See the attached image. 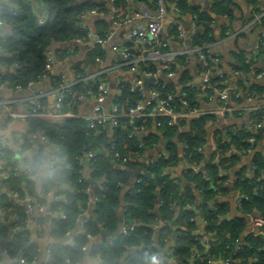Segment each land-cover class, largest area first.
I'll list each match as a JSON object with an SVG mask.
<instances>
[{
    "label": "trees",
    "instance_id": "trees-1",
    "mask_svg": "<svg viewBox=\"0 0 264 264\" xmlns=\"http://www.w3.org/2000/svg\"><path fill=\"white\" fill-rule=\"evenodd\" d=\"M126 1L111 0V4L124 8ZM102 2L103 0H43L47 18L43 23H39L32 11L30 0H0V18L10 27L9 32L0 37V45L5 49V55H0V66L16 65L14 72H6L4 75L23 87L28 81H38L44 75L55 79L54 84H57L59 79L53 77L45 67V52L51 42L65 43L78 37L87 41V28L81 27L80 24L81 14L90 8L104 10ZM176 6L182 16L194 15L193 21L198 30L192 35L190 43L193 47L208 45L214 40L208 10H201L187 0H178ZM166 7L168 9L169 5ZM210 9L227 11L224 2L219 0H213ZM260 21L264 24V14ZM166 31L167 36L178 41L177 25H169ZM95 48L96 46L91 48L87 60L90 61L97 53ZM167 48L169 49L168 45ZM71 49L75 47H56L54 51L60 56L69 54ZM184 61V55H179L171 61V65L178 72ZM82 65V61H75L72 65L75 73L81 77L85 74ZM149 70L166 74L162 63H159L158 67L149 66ZM187 75V71H183L179 76V82L182 84L180 92L185 91V98L190 107H198L201 88L199 85L192 87L184 83ZM84 83V80L79 79L67 87L64 105L58 112L68 111L73 114L77 112L79 96L85 92ZM88 84L89 92L95 93L96 86ZM153 86L160 91V96H165L168 92L172 93L176 102L175 108L178 110L182 108L179 102L180 92L176 94L171 81L166 82L159 78ZM213 87L222 86L218 84L217 79L209 77L205 89L211 91ZM239 87L247 96L260 98L264 95V86L247 88L245 84L239 83ZM140 97V93L132 90L127 82L121 85L117 103L127 108ZM211 117V115H198L179 121L184 125V129L179 132V139L184 145L182 147L184 159L189 164L183 171L185 185L168 173L160 174L162 168L175 164L177 158L175 148L169 156H161L148 164L132 161V158L139 156L144 146L149 145L150 142L144 136H139L137 131L133 132V125L129 124L127 119H120L118 125L112 126L109 133L102 125L92 127L81 117H68L62 125L36 116L28 117V131L21 135L13 133L14 139L23 137L28 145L27 134H42L49 142L59 145L62 156L45 180V185L64 196L53 202V210L58 211L59 214L63 213L64 217L59 215L50 228L51 234L56 237L64 236L66 231L77 224L80 212L87 207L89 181L83 172L86 166L90 169V177L98 181L94 194L98 199L93 205L91 217L81 224L79 232L74 233L72 243H69L70 241L54 243L50 264H63L65 257H69L71 261L81 259L84 254L81 246L86 245L87 234L97 233L100 226H103L107 233H111L116 228L121 189L129 181V174L121 167L119 159L113 155L115 150L120 155L129 157L127 166L134 168V165H138L141 169L138 175L145 183L140 185V191L135 196L131 193L133 185L125 196L128 204L123 211V222L133 223L127 234L118 235L110 240L103 238L100 245L90 246L89 254L98 255L102 264H123L121 258L124 264H147L157 254V246L164 245V238L172 242L173 264H209L208 257L214 259L213 264H222L220 261L224 259L229 260L227 264H264V155L258 152L253 155L251 160L256 167L250 177L238 174L235 179V187L239 192L247 195V198L240 200L238 206L240 214L221 221L225 217L227 203L221 201L210 206L209 201L223 192L225 176L222 171L232 164L233 157H224L215 161L212 155L205 163L206 176L192 168V165L198 166L203 160L201 147L205 137L204 128ZM166 120L165 117L138 118L135 125L157 124V128L170 136L178 128L176 125H168ZM261 121L262 110H257L253 113V122ZM252 135L255 136L254 131L237 129L229 133L226 141L220 143V148L225 152L232 146L237 153H247L246 149L249 147L247 140ZM111 142L113 146L110 145ZM89 148L102 151L96 152L92 157H86ZM1 152L0 158L7 162L10 171L0 182V211L5 214L10 212V215L16 214L17 219L13 225H21V229L14 233L8 242L7 252L14 255L21 251L27 259H30L36 254V245L31 242L29 212L26 211L25 206L6 199L5 190L19 195H23L25 189L33 192V181L37 176L33 171V163L40 164V149L29 157L30 167L22 172H16L13 168L14 164L9 160L11 149L8 145ZM195 191L201 199L197 210L194 208ZM157 199L160 205L156 213L153 209ZM185 204L187 206L181 208ZM249 213H253V224L260 232L257 234L248 232L242 239L240 248L237 249L233 239L240 236L245 228V215ZM33 215L32 219L38 224L40 213L36 211ZM199 217L204 218L206 222L203 230L198 232L193 218L197 220ZM159 220H162L163 224L155 231L153 225ZM2 230L0 224V232ZM204 235L209 236L208 248L200 239ZM193 254L196 259L190 261Z\"/></svg>",
    "mask_w": 264,
    "mask_h": 264
},
{
    "label": "crops",
    "instance_id": "crops-1",
    "mask_svg": "<svg viewBox=\"0 0 264 264\" xmlns=\"http://www.w3.org/2000/svg\"><path fill=\"white\" fill-rule=\"evenodd\" d=\"M224 2L227 11H213L210 9L213 0H189L191 5H194L201 10H208L211 17V28L213 31V41L208 45L210 46V53L216 58L207 67L206 70H202V59L199 54L194 53L192 45L187 40L184 41L178 37V41L167 36V27L175 24L177 21L180 25L183 35H193L197 30V26L193 21L191 15H184L178 17L174 11L170 8L161 18V37L165 39L171 51L185 52L182 66L175 74V81L173 87L176 92L181 89V82H179V76L183 71H187V79L184 83H195L196 85H202L201 78L204 75H208L217 79L218 84L221 86L233 88L237 87L240 80H245L243 84L247 88H253L255 86H264V41L259 42L263 36L264 24L261 23L260 18L264 14V0H219ZM33 13L36 15L39 22H44L47 18V12L43 0H30ZM104 12L99 14L88 15L81 19V22L93 33L97 35H104L110 33V38L105 43L96 44L97 53L89 58L91 53V44L88 49L84 48V45L91 42L83 41L76 42L75 44L68 42V44L55 45L56 42H51L49 49L53 50L56 47H70L74 46L75 49H71L69 54L55 56L51 66V74L53 77L59 79L57 84H54L55 79L45 76L35 81L33 85L24 87L18 90H8L0 88V134L3 135L8 146L11 149L9 160L14 164L16 172H22L29 167V157L35 154L39 149L41 153V162L43 165L47 163L45 168V178L37 176L33 181V192L25 189L23 195L16 194L13 196L17 205H27L31 200L35 204L36 211L40 213L41 218L38 224L35 221L29 220L28 226L30 230L31 242L36 245V252L40 257H45L47 249L54 245V243L73 242V238H67V240H61L66 236L56 237L50 232V228L53 223L59 218V212L53 210V202L55 201V189L45 185V180L50 174V169L56 167L57 161H52L51 153L52 147L46 141L39 138V135L29 133L27 141L23 137H16L14 139L13 133L18 135L24 134L28 131V117L36 116L40 117L48 122L62 125L68 117H86L89 116L97 104V99L93 95L82 96L77 106V112L75 114L71 112H63L59 114H53L54 104L52 96L46 95L42 97L41 109L35 115H27L25 110L33 104V96L36 92L41 91L44 93L52 91L54 88L60 85H70L77 81V75L72 68L75 61H82L85 74L84 77L89 79L94 75H104L105 85L108 89L105 97L99 102L104 112H108L119 94L121 85L129 83L136 85V80L139 78L138 72H143V66L140 65L149 61L152 66L158 67V61L151 59L149 53L144 52V46L141 42H138L136 37L132 35V31L135 29H141L146 31L147 23L154 17L155 3L154 0H127L124 6V12L133 16L131 21L117 24L111 17L112 4L107 0H103ZM9 32V31H8ZM6 32V34L8 33ZM4 34V35H6ZM4 35L0 34V37ZM125 44L131 49L136 63L137 70L133 71L125 65L121 64L122 58L117 51L113 50L112 45ZM3 55V54H1ZM13 66V65H12ZM8 66V67H12ZM16 69V68H15ZM15 69L11 72H14ZM159 72H153L157 75ZM143 83V81H142ZM144 86V85H142ZM264 101V97L260 100L257 98H249L244 92L240 93L238 102L245 106V110L241 113H226L219 114L213 113L211 119L207 120L205 124V137L202 143L201 151L203 154V160L199 164V171L206 176L205 163L213 155V159L218 161L224 157L232 156V164L224 168L222 174L225 176L223 183L224 190L222 193L209 201V205L212 206L217 202L225 201L228 205L225 213V218H229L235 215H239L240 212L236 207V197L239 190L235 187V179L238 174L245 177H250L253 174V170L250 168L253 155L258 152L264 155V115L259 126L253 127L251 110L249 109L253 104ZM217 107V102L213 100H207L202 98L200 100V108L205 111H212ZM14 111L17 113L16 121L10 125L7 113ZM70 113V114H66ZM188 120V119H187ZM103 128L111 132V126ZM252 130L255 131V142L253 148L247 153H237L231 146L225 152L221 150L220 143L227 140L229 133L237 130ZM139 136H144L149 145H145L142 153L132 158V161L136 163L148 164L155 161L159 157H167L171 153L172 149L176 150V161L169 170L175 180L183 179V171L185 168L184 156H183V143L179 139V129L170 136L157 128L156 125L150 124L138 131ZM134 163V164H136ZM203 164V168L202 165ZM127 166V165H126ZM129 168V181L123 186L121 190V201L117 209L118 213L123 219V207L126 205L125 196L129 191L130 181L132 177L140 173L141 169L138 165H134V168ZM127 171V169H124ZM84 175L88 178V204L80 214L78 219H82V223L92 215V209L95 202L92 201V197L95 194L98 187V181L90 177V169L86 166L83 170ZM264 175V172H263ZM4 176L0 173V182ZM182 182V181H181ZM5 190V188H4ZM195 205L197 210L200 203V195L195 191ZM26 207V206H25ZM157 203H154L153 211L157 213ZM249 214L245 215L246 225L240 236H244L251 231L250 225L247 224V218ZM15 216L5 214L0 211V224L3 230L0 232V264H15L18 262V253L11 255L7 252V244L12 239L14 230L13 222ZM81 223V224H82ZM252 226V224H251ZM117 227V226H116ZM159 227L157 225L156 229ZM79 223L71 229L73 233L79 232ZM114 231V230H113ZM246 231V232H245ZM108 233L100 226L99 231L87 238L86 250L84 251L81 259L77 260V264H98L97 256L89 254V248L95 242L102 241V239L111 238L108 237ZM96 245V244H95ZM153 260H150L147 264H152ZM121 262L124 264L123 258Z\"/></svg>",
    "mask_w": 264,
    "mask_h": 264
},
{
    "label": "built area",
    "instance_id": "built-area-1",
    "mask_svg": "<svg viewBox=\"0 0 264 264\" xmlns=\"http://www.w3.org/2000/svg\"><path fill=\"white\" fill-rule=\"evenodd\" d=\"M177 1L178 0H154L156 11H155L154 17L148 21L146 31H142L141 29H135L132 31V35L134 37H136L137 41L141 42L143 44L144 52L149 53V55L151 56L150 58L156 59L158 61V64L162 63L163 68L166 70V74H164V75L168 76V77H172V78L175 77V74L177 72L173 68V66L171 65V61L174 60V58L176 56L184 55L185 52H176V51H171L170 48L168 49L167 48L168 43L165 39H163L161 37L160 32H161V26H162L161 18L166 13V11L168 10L166 5H169V8L172 11H174L176 13V15H178V16L181 15L180 9L176 6ZM187 1H189V0H187ZM109 2H111V0H109ZM123 9L124 8H118V7H115L112 5L111 17L113 18L114 22L117 24L129 22L133 18V16L131 14H128L126 12L121 13V12H124ZM103 12L104 11L101 9L90 8L81 14L80 20L83 19L84 17L88 16V15L99 14V13H103ZM192 18H194V15H192ZM39 23H43V22H39ZM80 24H81V27L87 28V30H86L87 41H89L90 39L92 40V44H91L92 47L96 44L105 43L110 38V33H105L104 35L100 36V35L93 33V31L90 28H88L87 26H85L83 24V22H81ZM0 25H6L4 19H2V18H0ZM173 25H177L178 37L180 39H183V37H184V41L187 40L188 42H191L192 35H188L187 37L184 36L182 29H181V27L177 21ZM9 29H10V27H9ZM262 35L263 36L260 38L259 42L264 41V31H263ZM93 37H94V40L92 39ZM69 42H74L73 44H75L76 42H83V39L78 37V38H75L74 40L69 41ZM65 43H68V42H65ZM111 48L113 50L117 51L119 56L123 59L122 62H120L121 64L127 65L130 68V70H133V71L137 70L136 63L134 61L135 57L133 56L131 49H129V47L127 45H125V44H121L119 46L118 45H112ZM192 48H193L194 53L199 54L201 59H202V66H201L202 70H206L207 67L209 66V64L211 63V61L216 59L210 53V46L209 45L196 46V47L192 46ZM1 54L5 55V49L0 45V55ZM45 55H46L45 67L50 72L54 58L57 55H56L55 51L50 50V49H48L45 52ZM13 66L16 68V65L13 64ZM142 66H143V72L142 71L138 72L139 78L136 80V85L130 84V88L132 90L138 91L140 93L141 97L133 105H130L127 108H124L123 105H120V103H117V98H115L114 102L111 106V109L108 112H104L101 108L100 103H99L105 97V95L107 94V91H108V89L105 85V80L103 78L104 75H94L93 77H91L89 79H86L84 76L81 77V76L77 75V80L81 79V80H84V82H85L84 83L85 85H83L85 87V92H84V94L80 95L79 98H81L82 96H85V95L86 96L87 95H93L98 101L97 104L94 106L93 112L89 116L82 117V118L86 119L88 124L92 127L97 126V125L103 126V125L108 124V123L112 127V126L118 125L120 119H127L128 123L133 125L132 126L133 132H136V131L138 132L142 128H145V125H138V126L135 125L138 118L165 117L167 119L166 123L168 125H176L177 128L179 129V132H180L181 130L184 129V125L179 123V121L183 118L187 120V119H190L191 117H194V116L213 115V113H219V114L241 113L246 109L245 106L241 105L238 102L239 99L237 100V98L240 97V93L244 92L239 87V83H238L237 87H233V88H229V87H225V86H222L220 88L213 87L212 90L209 91V90H206L205 88H206V84L208 82V78L210 76L204 75L201 78L202 85H199L201 88V90L199 92V96H198L199 106L198 107H190L189 103L187 102V100L185 98V95H186L185 91H182V92L179 91L180 95H181L179 102L182 104V108H180L178 110L174 106V103H176V102H175V99H174V96L172 95V93L168 92L165 96H160V91L156 87L153 86L156 84L157 80L159 79L158 77L155 80H153L147 88L145 86H142L143 85L142 81H143L144 77L154 75L153 72H151L149 70V66H151L149 61L141 64L139 69H141ZM5 73L6 72L0 71V88H5L8 90H18V89L24 88L23 86H21V84L12 82L9 78H7L4 75ZM159 73H161V72H159ZM50 74H51V72H50ZM45 76H47V75H44V77ZM154 76H157V75H154ZM240 81L243 84V82L245 80H240ZM33 83H34V81H28L26 83L25 87L31 86V85H33ZM88 83L94 84L96 86L95 93L89 92V90L87 89V87L89 86ZM188 84L192 87H193V85L197 86L195 83H191V82H189ZM151 85H152V87H151ZM68 86L69 85H60V86L54 88L52 91L47 92V93H44L41 91L36 92L33 96V104L28 109L25 110V113L27 115L37 114L39 112V110L41 109L42 97H44L46 95L52 96L53 104H54L53 114L63 113V112H58V110L64 105L65 93H66V89ZM179 92H177L176 94H178ZM248 97L249 98H253V97L257 98V97L252 96V95H248ZM263 97H264V95L260 98H257V100H260ZM202 98L207 99V100H213L214 99L217 102V107L212 111L202 110L200 108V100ZM249 109L251 110L250 113H251L253 127L259 126L260 122H256V123L253 122V113H255L257 110H262V116L264 115V101L260 102V103L253 104ZM65 112H68V111H65ZM66 114H70V113H66ZM7 115L9 118L8 123L10 125L14 124V122L16 121L17 113H15L14 111H9L7 113ZM154 125L157 126V124H154ZM249 131H254V129L249 130ZM27 135H29V134H27ZM35 135H39V138L41 140L46 141L47 143H49L51 145V147H52V153H51L52 161L58 162L62 159V156L60 154V148H59V145L57 143L49 142L45 138V136L42 134H35ZM227 139H228V137H227ZM247 141L249 143V147L246 149V152H250L252 150L254 142H255V136H253V135L249 136ZM7 145H8V142H7L6 138L0 134V153H2L1 150L4 149ZM110 145L113 146V142H111ZM101 151L102 150L97 149V148H89L86 151L85 155H86V157H92L95 155L96 152H101ZM235 152H237V151H235ZM113 155L119 159L120 164H122L121 167L123 169L125 167H127L126 164L128 163L129 157H127L126 155H120V153L117 150H115L113 152ZM184 162H185V168H187L189 166V164L187 163V161L185 159H184ZM28 167H30V162H29ZM255 167H256L255 164L253 162H251L250 168L252 170H254ZM192 168L194 170L196 169L199 171V165L198 166L192 165ZM170 169H171V166L164 167L161 169L160 174L163 175V174L168 173L171 175V173L169 171ZM128 170H129V168H128ZM9 171H10V169L7 166V162L2 160V158H0V173L5 177V176H8ZM51 172H52V169H50V173ZM128 173H129V171H128ZM138 174L139 173L135 174L132 177V180L130 181V185H129V189L132 185L134 186V187L132 186L133 188L131 187V190H132L131 193L134 196L140 191L139 190L140 185L145 183V181L142 180V178ZM180 183L182 185H185L181 181H180ZM123 186H122V188H123ZM16 194H17L16 192L5 190V198L11 202H12V200H14L13 196ZM62 195L63 194L56 193L55 199H60V198L64 197ZM244 198H247V195L245 193L239 192L237 197H236L237 209H239L238 206H239L240 200L244 199ZM97 199L98 198L95 196L92 197L93 202L97 201ZM155 202L157 203V209H158V207L160 205L159 199H157ZM127 204L128 203H126V205L123 207L122 211L126 210ZM25 206H26V211L29 212L28 222H29V220L34 221L32 218L34 216L33 213L36 212L35 204L32 203L30 200L28 202V204ZM186 206H187V204L183 205L181 208H185ZM174 209H176V208H174ZM59 215H60V217H64L63 213H60ZM13 216H15V219H17L16 214H13ZM248 216L249 217L247 218V224L250 225V228H251L250 232H253V234L259 233L260 231L253 224L254 223L253 222V220H254L253 213H249ZM224 218L225 217H223L221 219V221L224 220ZM193 219H194L193 221L196 224V231H198V232L202 231L204 228L206 220L202 217H199L197 220H195V218H193ZM120 220H121V224L118 226V220H117V227L115 228V229H118V233L115 236L111 235V233L113 231L111 233H108L107 235L109 238L114 239L118 235H126L127 232L132 228L133 223H130V224L124 223L121 215H120ZM77 223H79V227H80L81 223H82V219L81 218L78 219ZM35 224H37V223L35 222ZM162 224H163V221L159 220L157 224L153 225V227L155 228L157 225L161 226ZM251 224H252V226H251ZM20 229H21L20 224H16L13 227L14 233L19 231ZM73 232H72V230H68L65 232V236H68V238L72 239L74 237ZM87 236L90 237L91 235L87 234ZM200 239L203 242V244L205 245V247L208 248L209 247V236L204 235ZM242 239L243 238L241 236L234 237L233 242H234L235 247L237 249H239L241 243H243ZM164 241L165 242H164L163 246H157V244L155 243V245L157 246V254L151 260L156 261L157 264H173L174 263V256H173L172 242L170 240H168V238H164ZM154 242H155V240H154ZM101 243H102V241L95 242L96 245H100ZM81 248L85 251L86 245H82ZM17 256H18V262L15 264H50V262L52 260V256H53V245H51L47 249V254L45 257H40L39 254L36 252V254H34L32 258L27 259L21 251L18 252ZM194 259H196V256L193 254L190 261H192ZM153 261H151L152 264H153ZM208 262H209V264H213L214 259L212 260L211 257H208ZM97 263L102 264V261L98 255H97ZM220 263L227 264V263H229V260L224 259L223 261L221 260ZM63 264H77V261H71L69 257H65Z\"/></svg>",
    "mask_w": 264,
    "mask_h": 264
},
{
    "label": "water",
    "instance_id": "water-1",
    "mask_svg": "<svg viewBox=\"0 0 264 264\" xmlns=\"http://www.w3.org/2000/svg\"><path fill=\"white\" fill-rule=\"evenodd\" d=\"M9 31V27L8 26H6V25H0V34H2V35H4V34H6V32H8ZM93 40H94V37L92 38ZM70 43H74V42H70ZM61 44H68V43H55V45H61ZM90 44H92V40H91V42L90 43H88V44H86V45H84V48H87L88 49V47H89V45ZM15 69V67L14 66H12V67H5V66H0V71H3V72H11V71H13ZM161 78L162 80H164V81H175V79L174 78H172V77H168V76H165L164 74H162V73H159V74H157V76H154V75H151V76H148V77H144L143 78V85L147 88L148 86H149V84L153 81V80H155L156 78ZM110 124L108 123V124H106V127H108ZM202 168H203V164H202ZM124 169H127L128 170V168L127 167H125ZM181 181H182V183L183 184H186V182L183 180V179H181ZM121 224V220H120V215H119V213H118V226ZM246 232V231H245ZM118 233V229H115L112 233H111V235L112 236H115L116 234ZM67 238H68V236H66L65 238H63V239H61V240H67Z\"/></svg>",
    "mask_w": 264,
    "mask_h": 264
},
{
    "label": "clouds",
    "instance_id": "clouds-1",
    "mask_svg": "<svg viewBox=\"0 0 264 264\" xmlns=\"http://www.w3.org/2000/svg\"><path fill=\"white\" fill-rule=\"evenodd\" d=\"M45 168H47V163L45 162L43 165L34 162L33 163V171L38 174L40 178H45ZM153 264H157L156 261H153Z\"/></svg>",
    "mask_w": 264,
    "mask_h": 264
}]
</instances>
